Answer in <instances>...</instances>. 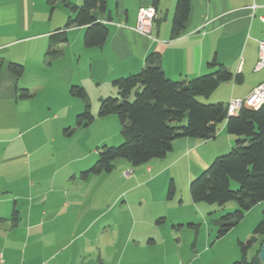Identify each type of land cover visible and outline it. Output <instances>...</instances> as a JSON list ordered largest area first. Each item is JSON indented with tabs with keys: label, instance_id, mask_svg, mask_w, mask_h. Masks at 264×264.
Listing matches in <instances>:
<instances>
[{
	"label": "crops",
	"instance_id": "obj_1",
	"mask_svg": "<svg viewBox=\"0 0 264 264\" xmlns=\"http://www.w3.org/2000/svg\"><path fill=\"white\" fill-rule=\"evenodd\" d=\"M189 2L184 29L173 37L176 0H106V10L94 14L108 35L100 47L87 48L85 28L65 26L70 12L61 2L0 0L2 264H207L206 244L198 246L195 237L185 248L174 241L173 230L160 225L168 222L163 203L145 208L143 200L135 204L125 199L135 189L114 197L112 189L89 188L91 175L82 178L80 172L97 154L90 157V147L83 144L81 150V141L72 139L92 123L72 126L84 103L71 94V86L82 87L90 105L87 88L92 87L99 104L101 98L116 95L113 80L138 72L149 53L158 55L173 80L210 72L213 60L239 76V81L221 83L208 102L242 99L264 82V66L254 68L258 41H264V0ZM142 7L155 9L145 34L136 28ZM50 48L60 54L51 57ZM10 62L23 65L20 77L8 70ZM23 89L29 97L20 96ZM66 128L72 132L66 134ZM234 139L225 123L206 141L178 138L163 158L145 163L148 181L183 165L190 183L193 171H202L209 160L230 150ZM133 176L137 179L139 171ZM172 221L179 227L185 223L183 218ZM184 221L199 225L192 218Z\"/></svg>",
	"mask_w": 264,
	"mask_h": 264
},
{
	"label": "trees",
	"instance_id": "obj_2",
	"mask_svg": "<svg viewBox=\"0 0 264 264\" xmlns=\"http://www.w3.org/2000/svg\"><path fill=\"white\" fill-rule=\"evenodd\" d=\"M61 2L70 12L66 27L83 26V44L87 48L100 47L106 40L108 28L97 20L94 11L104 12L106 0H47L49 5ZM190 9L189 0H176L172 16V35L177 37L184 29ZM64 40V39H61ZM51 57H57V49H49ZM210 72L192 78L173 80L168 78L159 64V57L149 53L144 66L136 73L113 80L116 95L101 98L98 116L114 114L120 122L122 142L119 145L104 144L97 148L94 163L80 172L82 178L110 172L114 161L124 159L132 166L145 164L152 159L163 158L178 138H195L206 141L214 138L219 125L225 123L226 131L235 137L234 146L224 155L216 156L211 163L189 183L194 202L223 206L235 201L237 208L214 220L217 236L225 234L237 224L253 205L264 200V103L257 108L243 104L234 115L227 113L223 102H203L223 82L236 79L223 65L215 60L208 63ZM8 70L17 77L23 74L20 63L10 62ZM134 91L133 100H129ZM73 96L80 98L84 107L76 115V126L92 123L94 115L86 92L80 86H71ZM21 97H29L26 89ZM72 129H65L70 134ZM238 184L231 188V182ZM170 180L167 197L174 193ZM160 220V219H159ZM189 226L194 227L193 224ZM264 239V211L253 236L239 242L240 258L232 264H260L258 249ZM253 247V248H252ZM252 248L251 254H247Z\"/></svg>",
	"mask_w": 264,
	"mask_h": 264
},
{
	"label": "rangeland",
	"instance_id": "obj_3",
	"mask_svg": "<svg viewBox=\"0 0 264 264\" xmlns=\"http://www.w3.org/2000/svg\"><path fill=\"white\" fill-rule=\"evenodd\" d=\"M87 92L91 98L92 113L95 117L94 122L88 127L75 132L72 139L81 141V150L84 148L83 144L88 145V148H90L87 152L90 154V157H93L97 154V148L104 145V141L102 140H105L108 145L116 146L122 142V137L120 134V122L118 117L114 114L98 117V93L92 87H88ZM36 97L37 99H41L40 94ZM133 97L134 91L131 93L129 100H133ZM76 99L78 98L76 97ZM198 99L203 102H208L207 99L202 97H198ZM82 110L81 107L80 112ZM75 122L76 115L72 122V126L76 124ZM93 148L95 150L94 154L92 153ZM230 150L225 151V153L221 155L227 154ZM89 156L87 160L90 159ZM212 160L213 159H211V161ZM211 161H208V165ZM145 170V164L132 166L126 160L118 159L114 161V168L112 171L95 176L91 175L92 179L89 183V188L96 189L98 192L99 189H112L114 197L122 190L135 189L127 192L125 199L127 198L129 203L135 204L137 201L143 200L141 203L145 208H149L151 205H157L160 202L163 203V208L167 210L168 222L165 224L163 222L160 225H166V229L173 230L176 234L174 241L185 248L188 247V243H191L195 237L197 238L198 246L206 244L209 249L204 255V258H207L205 260L207 264H231L235 259L240 258L241 252L239 242H246L253 236V231L262 218L264 200L253 205L245 212L241 221L232 226L225 234L218 237V226L214 223V220L223 214L235 210L237 208V203L235 201H228L223 206L205 202H194L190 196L188 175L183 165H177L173 167L172 170L160 174L158 178L151 181H148V174H145ZM203 170L204 169H202V171ZM135 171H139L140 173L137 179L131 178L135 175ZM202 171H193L192 179L197 177ZM127 172L130 174L129 176L125 175ZM171 172L174 175H171ZM170 180H173L175 188L172 196L167 199ZM231 188L237 189L238 184L232 181ZM99 196L100 195H95V197ZM202 214L203 217H201ZM186 217L193 219V221H190L191 223H199V225L197 227L187 225L188 221H184ZM179 218H183V222H185L181 227L178 226V223L172 221L180 220ZM172 225H174V227H172ZM162 230H165L164 227ZM196 230L198 233H195ZM252 248L248 250V255L251 254Z\"/></svg>",
	"mask_w": 264,
	"mask_h": 264
},
{
	"label": "built area",
	"instance_id": "obj_4",
	"mask_svg": "<svg viewBox=\"0 0 264 264\" xmlns=\"http://www.w3.org/2000/svg\"><path fill=\"white\" fill-rule=\"evenodd\" d=\"M256 5H252L251 9H254ZM155 17V9L153 7H142L139 9L137 14V30L142 33H148ZM258 60L255 64V70H259L264 66V41H258ZM264 103V82L256 85L251 92L244 98L230 99L226 105L227 113L229 115L236 114L243 104L257 108ZM129 176L127 172L125 174ZM3 263V255L0 251V264ZM254 264V263H251Z\"/></svg>",
	"mask_w": 264,
	"mask_h": 264
},
{
	"label": "water",
	"instance_id": "obj_5",
	"mask_svg": "<svg viewBox=\"0 0 264 264\" xmlns=\"http://www.w3.org/2000/svg\"><path fill=\"white\" fill-rule=\"evenodd\" d=\"M257 258L260 264H264V239L262 240L258 249Z\"/></svg>",
	"mask_w": 264,
	"mask_h": 264
}]
</instances>
